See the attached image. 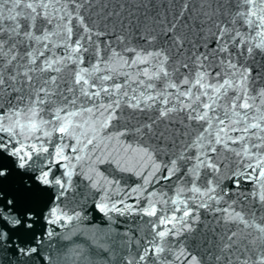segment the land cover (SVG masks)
Listing matches in <instances>:
<instances>
[{
	"label": "snow or ice",
	"instance_id": "obj_1",
	"mask_svg": "<svg viewBox=\"0 0 264 264\" xmlns=\"http://www.w3.org/2000/svg\"><path fill=\"white\" fill-rule=\"evenodd\" d=\"M0 264H264V0H0Z\"/></svg>",
	"mask_w": 264,
	"mask_h": 264
}]
</instances>
